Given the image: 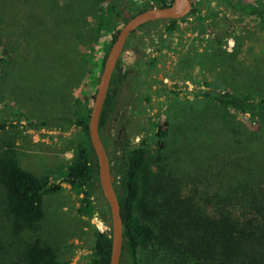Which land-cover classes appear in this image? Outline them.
Returning a JSON list of instances; mask_svg holds the SVG:
<instances>
[{
  "label": "rangeland",
  "instance_id": "1",
  "mask_svg": "<svg viewBox=\"0 0 264 264\" xmlns=\"http://www.w3.org/2000/svg\"><path fill=\"white\" fill-rule=\"evenodd\" d=\"M232 1L264 3V0ZM11 3V8L0 6V48H6L11 56L3 63H6L4 72L0 67V119L11 125L0 128V151L9 146V153L19 166L35 176L58 177L70 163L80 139V130L73 122L92 105L104 49L111 45L116 28L124 24L121 18L114 17V30H106L108 3L129 18L142 8L144 1L12 0ZM191 3L194 11L178 20L175 30H167L166 21L150 22L126 41L117 69L126 78L135 74L136 81L132 85L128 80L123 83L116 96V110L107 119L105 129L112 134L108 144L111 165L119 160L125 146H131L137 153L140 150L148 155L155 153L156 130L150 119L163 122L172 118L170 132L176 149L189 147L191 136L200 139L187 110L195 97L199 99L197 92L205 83L264 98V16L241 14L222 0H191ZM66 5H70L69 16L74 25L60 28L57 21ZM28 10L44 15L41 24L44 32L36 40L26 33L29 28L26 17L31 14ZM51 27L55 34L47 32ZM48 60L50 69L46 72L43 68ZM46 76L60 77L55 93L47 88ZM32 120L45 123V128L23 131L21 125ZM238 121L247 124L244 117H237ZM126 122L128 133L121 128ZM178 132L187 136L180 138ZM186 158L188 161L191 156ZM60 185L57 193L43 198L44 216L36 234L55 250L59 261L89 264L95 232L107 228L97 210L100 203L94 198L91 216L80 214L81 196L66 183ZM216 187L200 178L183 184V192L195 204L204 206L200 201ZM216 202L223 205L222 200ZM260 204L264 207V202ZM253 212L250 209L245 212L248 220ZM261 216L264 218V210ZM198 254L202 256L201 252ZM140 263H146L143 254Z\"/></svg>",
  "mask_w": 264,
  "mask_h": 264
},
{
  "label": "trees",
  "instance_id": "2",
  "mask_svg": "<svg viewBox=\"0 0 264 264\" xmlns=\"http://www.w3.org/2000/svg\"><path fill=\"white\" fill-rule=\"evenodd\" d=\"M143 1L136 13L168 6L173 0ZM222 1L241 14L254 18L264 16V3ZM11 2L0 0V6L11 8ZM69 6L62 8L57 21L60 28L74 25ZM108 8L106 30H114V17L125 23L133 16L123 17L110 3ZM193 11L191 9L189 14ZM30 13L25 21L29 26L26 33L36 40L44 32L41 25L44 15ZM177 22L166 21L167 30H175ZM48 29L51 35L55 34L52 27ZM109 47L104 49L101 66ZM8 55L6 48H0L1 72L6 66L4 61L11 58ZM49 61L44 62L43 71L49 72ZM17 67L21 69L22 65ZM127 77L130 85L136 81L135 74ZM59 78L44 77L52 93L59 87ZM125 79L118 69L113 72L100 112L98 133L106 151L105 126L114 106L112 99L122 89ZM197 93L200 97L193 99L187 114L192 116L200 139L191 136L189 147H177V151L170 132L172 118L163 122L150 119L157 139L153 155L127 148L114 165L109 159L122 220L119 264H141L142 254L146 258L144 264H264V218L261 216L264 207L260 204L264 202V98L222 90L210 83H205ZM89 113L90 109L86 108L73 122L80 130V139L70 163L58 177L35 176L19 166L9 153V146L0 151V264H67L59 261L55 250L36 234L44 216L43 198L57 193L60 183H66L81 196L80 214L91 216L94 198L100 203L97 210L107 228L95 232L89 264H108V208L96 184V161L87 135ZM237 117H244L247 124L236 122ZM7 126L11 125L0 119V128ZM45 126L43 122L32 120L21 128L37 132ZM182 135L187 136L184 132L177 133L180 138ZM200 178L209 186H217L200 201L204 206L195 204L183 192V184L197 182ZM219 200L223 205L216 202ZM249 209L254 211L250 220L245 215ZM251 222L254 225L249 227Z\"/></svg>",
  "mask_w": 264,
  "mask_h": 264
},
{
  "label": "water",
  "instance_id": "3",
  "mask_svg": "<svg viewBox=\"0 0 264 264\" xmlns=\"http://www.w3.org/2000/svg\"><path fill=\"white\" fill-rule=\"evenodd\" d=\"M191 0H173L165 7H153L136 13L122 26L116 28V34L103 60L95 93L87 120V135L92 148L97 169V186L108 208L110 256L108 264H119L122 249V220L117 201L110 162L98 133V121L102 105L106 98L110 79L117 68V62L127 39L140 27L155 21L180 20L191 11Z\"/></svg>",
  "mask_w": 264,
  "mask_h": 264
},
{
  "label": "flooded vegetation",
  "instance_id": "4",
  "mask_svg": "<svg viewBox=\"0 0 264 264\" xmlns=\"http://www.w3.org/2000/svg\"><path fill=\"white\" fill-rule=\"evenodd\" d=\"M116 70H117V68H116ZM126 80H128L129 81V79H128V77L125 79V81ZM116 101H117V97H114L113 99H112V102H114V106H112V108H111V112L109 113V116H108V120L113 116V113H114V111L116 110ZM107 120V121H108ZM128 127H129V123L128 122H126V125L123 127L122 125H121V128H122V130L124 131V132H126V133H128ZM106 135H107V138H108V144L109 143H111V132H110V134L108 133V131H106ZM127 148H132L131 146H125V147H123L122 148V154L124 153V151L127 149ZM107 156H108V158L110 157L109 156V148L107 147Z\"/></svg>",
  "mask_w": 264,
  "mask_h": 264
}]
</instances>
